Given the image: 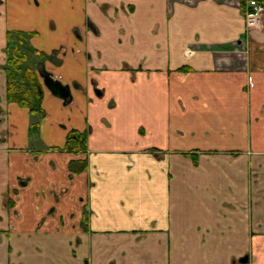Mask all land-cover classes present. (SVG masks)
<instances>
[{"label": "crops", "instance_id": "crops-1", "mask_svg": "<svg viewBox=\"0 0 264 264\" xmlns=\"http://www.w3.org/2000/svg\"><path fill=\"white\" fill-rule=\"evenodd\" d=\"M246 9L0 0V264H264V11ZM16 32L71 88L42 84L36 135L7 99ZM72 130L87 152L62 150Z\"/></svg>", "mask_w": 264, "mask_h": 264}, {"label": "trees", "instance_id": "trees-1", "mask_svg": "<svg viewBox=\"0 0 264 264\" xmlns=\"http://www.w3.org/2000/svg\"><path fill=\"white\" fill-rule=\"evenodd\" d=\"M244 2V0H243ZM260 4L264 5V0H259ZM27 34L23 32L10 33L8 37V46L6 49L7 60L4 69L7 75V99L10 102H15L21 107L29 108L32 114L44 116L45 111L42 109V100L44 98V90L38 67L46 58L51 56L33 49H29V53L23 48L27 42ZM57 54L56 52L54 55ZM31 55L39 57L40 61L36 67L28 65ZM57 65L61 64L60 60H56ZM182 71L188 72L190 68L184 67ZM39 129V123H34L31 126L30 134L36 135ZM88 149V132L81 133L77 130H72L67 136V142L64 151L74 153L87 152ZM61 150V149H60ZM84 169L87 167V162H83ZM71 169L78 171L75 168V162L71 163ZM80 171V170H79Z\"/></svg>", "mask_w": 264, "mask_h": 264}, {"label": "water", "instance_id": "water-1", "mask_svg": "<svg viewBox=\"0 0 264 264\" xmlns=\"http://www.w3.org/2000/svg\"><path fill=\"white\" fill-rule=\"evenodd\" d=\"M38 74L43 80V85L52 93V95L61 98L66 105L71 102L72 94L70 86L64 85L59 79L55 78L54 74L46 69L44 63L39 65ZM98 93L100 92L98 91Z\"/></svg>", "mask_w": 264, "mask_h": 264}, {"label": "built area", "instance_id": "built-area-1", "mask_svg": "<svg viewBox=\"0 0 264 264\" xmlns=\"http://www.w3.org/2000/svg\"><path fill=\"white\" fill-rule=\"evenodd\" d=\"M263 11L264 5L260 4L259 0H247V9L245 14L249 25H255L258 23Z\"/></svg>", "mask_w": 264, "mask_h": 264}, {"label": "rangeland", "instance_id": "rangeland-1", "mask_svg": "<svg viewBox=\"0 0 264 264\" xmlns=\"http://www.w3.org/2000/svg\"><path fill=\"white\" fill-rule=\"evenodd\" d=\"M23 48L29 53V49H27L28 48L27 44L25 46H23ZM38 61H40V58L39 57H34L33 55H31L30 60L28 62L29 63L28 65H31L32 67H36L37 68V64L39 63ZM41 82L43 84V80L42 79H41ZM42 109H43V107H42ZM45 114H46V112H45ZM36 116H37V120L39 121V124H40V121L42 119H44V116L45 115L44 116H39L38 114H36ZM61 128L62 129H65L66 126L63 125V126H61ZM88 136H89V134H88Z\"/></svg>", "mask_w": 264, "mask_h": 264}]
</instances>
